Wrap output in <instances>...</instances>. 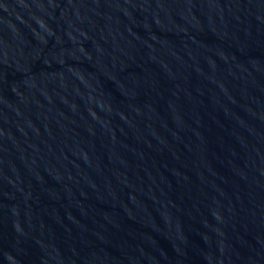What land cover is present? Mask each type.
Instances as JSON below:
<instances>
[{"label": "water", "instance_id": "water-1", "mask_svg": "<svg viewBox=\"0 0 264 264\" xmlns=\"http://www.w3.org/2000/svg\"><path fill=\"white\" fill-rule=\"evenodd\" d=\"M0 264H264V0H0Z\"/></svg>", "mask_w": 264, "mask_h": 264}]
</instances>
